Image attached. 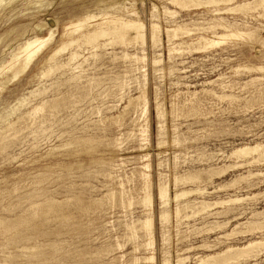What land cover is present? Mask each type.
<instances>
[{
  "label": "rangeland",
  "instance_id": "1",
  "mask_svg": "<svg viewBox=\"0 0 264 264\" xmlns=\"http://www.w3.org/2000/svg\"><path fill=\"white\" fill-rule=\"evenodd\" d=\"M115 1L0 0V68L25 42L53 33L26 71L0 88V264H195L251 242L262 245L249 256L232 251L217 259L264 264V152L232 156L264 145V72L245 69L264 67V44L233 38L201 49L198 42L222 33L203 31L211 22L264 30V11L216 13L253 0H196L200 7L193 0H118L124 5L112 8ZM132 11L143 21L144 41L106 37L103 48L74 44L49 60L77 37L62 35L76 19L95 16L93 26L110 16L135 19ZM154 23L161 37L155 45ZM179 26L190 34L170 41L167 29ZM71 52L80 57L57 68ZM161 186L170 195L164 207ZM198 188L203 194L173 200ZM204 205L210 207L201 212ZM148 218L152 237L139 226Z\"/></svg>",
  "mask_w": 264,
  "mask_h": 264
},
{
  "label": "bare ground",
  "instance_id": "2",
  "mask_svg": "<svg viewBox=\"0 0 264 264\" xmlns=\"http://www.w3.org/2000/svg\"><path fill=\"white\" fill-rule=\"evenodd\" d=\"M126 1V0H125ZM123 1L122 3H118V0H116L114 3L111 4L112 8L115 7V5H118V4H122L124 5L123 3L125 2ZM184 0H172V3H179V2H183ZM186 1V0H185ZM189 1V0H188ZM191 1V0H190ZM209 1V0H208ZM213 1V0H212ZM229 2L233 1V0H227ZM100 2V1H99ZM104 2H107V1H104ZM110 2V1H109ZM120 2V1H119ZM193 2V5L192 6H199L200 3H198L196 0H193L191 1ZM98 3V2H97ZM204 3V2H203ZM217 3V2H216ZM215 3V4H216ZM99 4V3H98ZM191 4V3H190ZM213 4V3H212ZM214 4V5H215ZM186 5V4H185ZM211 5V4H210ZM201 6V5H200ZM199 6V7H200ZM121 9V11H124L125 8H122V7H117L116 9ZM261 10L264 11V0H253L251 2H243V3H237L235 4V6L231 7V8H227V9H220V10H217L216 13H219V14H223L225 11H239V12H245V13H253V12H258ZM107 11V10H106ZM166 13L170 14V11L168 12V9H165ZM262 13V12H261ZM264 13V12H263ZM131 16L132 17H136L135 19H132V20H125L124 18H122L121 16H110L108 17L107 19L104 18L105 20L102 22V23H95V25L91 26V21H93V19H95L96 17L95 16H88V17H85V18H82V19H76V22L75 23H70L71 27L70 28H67L65 29V32L62 34L66 37H69V36H73L75 33L78 32V35L77 37L73 38L71 40V42L69 44H65V45H62L61 48L53 51L52 54H50V57H49V60H53L58 54H60L61 52L65 51L68 47L74 45V44H79V43H83V44H87V45H92L93 46V50L97 49V48H100V47H104L105 45L103 44H100L99 41L103 38H109V39H113L116 41H120L121 43H126L127 41L129 40H141V41H144L145 39V26L144 24L142 23L143 21H141L138 17V14L134 11H132L131 13ZM173 16V15H172ZM103 17V16H102ZM101 17V18H102ZM100 18V17H99ZM101 20V19H100ZM55 21V20H54ZM70 22V21H69ZM64 25V24H63ZM68 25V24H67ZM236 25H238L236 23ZM245 25V24H244ZM69 26V25H68ZM56 27V26H55ZM65 28V27H64ZM222 29V33H213V36L212 38H209V37H201L198 39V42L200 43L201 45V49H210V48H213V47H217V46H220L221 44H224L226 40L228 39H233V38H242V39H247L249 41H253V42H256L258 43L259 45L260 44H264V38L262 37V33H263V29L260 28V27H257V28H247L245 27L244 29H238V28H230L227 26L226 23H209V26L207 28H204L203 31H215V29ZM51 30H53L51 28ZM165 31V30H164ZM51 32V31H50ZM49 32V33H50ZM54 32V31H52ZM49 33H48V36H49ZM167 33H168V37H169V40L171 41V39H175V38H178L180 35H189L190 32H183V28L182 26H179V27H176L174 28L173 30H169L167 29ZM169 33H172L169 34ZM192 33V32H191ZM210 36V35H209ZM161 38V37H160ZM160 38H159V26L158 24H153L151 27H150V39L151 41L153 42V44L155 45L156 43H160ZM53 39V33H50V36L49 37H43V38H33L27 42H25L23 44V46L19 49V52L17 54L14 55L13 59L8 62V64H5L3 67L0 68V75H6L8 74L10 71L12 72L14 69L15 73L13 75V72L10 74V75H13L11 78H10V75H9V78L7 80L3 79V82L0 83V88H5L4 86L7 85L10 81H12L13 79L15 80V78H17L18 76H21L22 73H24L26 71V69L30 66V64L34 61V59L40 54L42 53L45 48L48 46V44L50 43V41ZM147 39V38H146ZM64 41V40H62ZM111 41V40H110ZM146 41V40H145ZM69 42V41H68ZM112 42V41H111ZM114 43V42H113ZM120 43V44H121ZM129 43V42H128ZM143 43V42H142ZM170 43V42H169ZM185 43V42H184ZM112 44V43H111ZM118 44V43H117ZM191 44V43H190ZM21 46V45H19ZM191 47V46H189ZM17 50V49H16ZM15 50V51H16ZM18 51V50H17ZM85 51V50H84ZM95 54V53H93ZM41 55V54H40ZM98 55V54H97ZM12 56H13V53H12ZM92 56V55H91ZM90 56V57H91ZM99 56V55H98ZM97 56V57H98ZM104 56V55H103ZM80 56L78 55L77 52H71L70 55H69V58L67 59V63L65 62L64 64H61L60 66H57V68H60V67H66L68 65H70V63L76 61ZM87 57V56H86ZM95 57V56H94ZM127 58L129 59H132L133 61H140V59L138 57H131V56H126ZM12 58V57H11ZM144 58V57H143ZM143 58H141L143 60ZM47 59L46 58V62H47ZM147 58H145L146 60ZM45 62V61H44ZM45 62V63H46ZM98 62V61H97ZM155 64H157L158 62H154ZM41 64V63H40ZM48 64V62L46 63ZM85 64V63H84ZM37 65V63H36ZM39 65V64H38ZM44 67V65H43ZM69 67V66H68ZM56 68V69H57ZM87 69V68H86ZM241 69V67H240ZM245 69H248V71L250 72H264V67H250V68H246ZM235 70H238V69H235ZM243 70V69H242ZM46 71V70H45ZM58 71V70H57ZM61 71V70H59ZM63 74V73H62ZM65 74V73H64ZM50 75V74H49ZM49 75H46V76H49ZM127 75V74H126ZM7 76V75H6ZM45 76V77H46ZM7 78V77H6ZM38 78V77H37ZM47 78V77H46ZM259 78V77H258ZM5 80V81H4ZM73 80V79H72ZM258 80V79H257ZM255 81V80H254ZM13 82V81H12ZM104 82V81H103ZM146 82V81H145ZM247 83V82H245ZM244 83V84H245ZM12 84V83H11ZM88 84V83H87ZM206 84V83H205ZM77 85V84H76ZM90 85V84H89ZM88 85V86H89ZM187 85V84H186ZM247 86V85H246ZM36 87V86H35ZM38 87V86H37ZM92 87V86H91ZM146 87H144L145 89ZM231 88V87H230ZM243 88V87H242ZM37 90V89H36ZM40 89H38V92H39ZM4 91V90H3ZM33 91V90H32ZM41 91V90H40ZM31 92V91H30ZM34 92V91H33ZM245 92V91H244ZM0 93H1V89H0ZM32 93V92H31ZM40 93V92H39ZM38 93V94H39ZM46 93V92H45ZM142 93V92H141ZM144 93H146L144 91ZM182 93V92H181ZM210 93V92H209ZM212 94V93H211ZM250 94V93H249ZM31 95V94H29ZM37 95V94H36ZM70 95V94H69ZM76 95V94H75ZM199 95V94H198ZM202 95V94H201ZM209 95V94H208ZM224 95V94H223ZM32 96V95H31ZM35 96V95H34ZM38 96V95H37ZM143 97V94L141 95ZM245 96V95H244ZM259 96V95H257ZM178 97V96H177ZM208 97V96H207ZM215 97V96H214ZM249 97V96H248ZM262 97V96H261ZM27 98V97H26ZM144 98V97H143ZM140 99L139 98H136V99H132L130 102H134L136 101L135 104H138V100ZM178 99V98H177ZM199 99V98H198ZM226 99V98H225ZM234 99V98H233ZM255 99V98H254ZM253 99V100H254ZM28 100V99H27ZM82 100V99H81ZM145 100V99H144ZM260 100V99H259ZM78 101V100H77ZM219 101V100H218ZM255 101V100H254ZM19 102V100H18ZM22 102V101H21ZM24 102V101H23ZM231 102V101H230ZM248 102V101H247ZM17 103V102H16ZM15 103L14 105V108H16L15 106H17ZM28 103V102H27ZM63 103V102H62ZM207 103V102H206ZM210 103V102H209ZM234 103V102H233ZM254 103V102H253ZM257 103V102H256ZM52 104V103H51ZM261 104V103H260ZM20 105V102L19 104ZM24 105V104H23ZM22 105V106H23ZM57 105V103H56ZM68 105V104H67ZM71 105V104H70ZM110 105V104H109ZM259 107V106H258ZM68 108V107H67ZM13 109V107H12ZM18 108L14 109V110H17ZM44 109V104L42 105H39L37 106L36 108H34L33 110V113L35 112V114L39 113L40 111H42ZM114 109V108H113ZM145 109V107H144ZM13 110V114L15 113ZM46 110V109H45ZM51 111V110H50ZM53 111V110H52ZM66 111V110H65ZM247 111V110H246ZM7 114V113H6ZM77 114V113H76ZM50 115V114H49ZM94 120V119H93ZM12 123V122H11ZM65 124V123H64ZM92 124V123H91ZM12 127V126H10ZM41 128V127H40ZM4 131V130H3ZM204 131V130H203ZM2 132V131H1ZM146 133V132H144ZM143 133V134H144ZM234 133V132H233ZM145 135V134H144ZM12 142V141H11ZM24 142V141H23ZM91 143V142H90ZM5 144V135H1L0 137V146H4ZM72 144V143H71ZM65 145V144H64ZM68 145V144H67ZM59 147V146H58ZM57 147V148H58ZM69 147V146H68ZM61 149V148H60ZM64 149V148H63ZM233 151V150H232ZM231 151V152H232ZM263 152H264V145H258L254 148H242V149H239V150H236L235 152H233L232 156H233V159H234V156H236L237 158H244L245 156L251 154V156L254 155V153H258V156H261L263 155ZM253 153V155H252ZM149 156V155H148ZM230 156V155H229ZM249 156V158L251 157ZM256 156V155H255ZM198 157V156H197ZM262 157V156H261ZM147 158V157H146ZM201 158V157H200ZM228 158V157H227ZM145 159V158H144ZM196 159V158H195ZM231 159V157H230ZM248 159V158H247ZM190 160V159H189ZM241 160V159H240ZM244 160V159H242ZM241 160V161H242ZM255 160V159H254ZM196 161V160H195ZM239 161V160H238ZM186 162V161H185ZM254 163V162H253ZM147 164V163H146ZM232 164V163H231ZM261 164V163H260ZM246 165V164H245ZM252 165V164H251ZM258 165V164H257ZM145 168L147 170H150V166L149 164L145 165ZM147 170V171H148ZM213 171V170H212ZM210 173V171H209ZM251 173V172H249ZM218 175V174H217ZM223 176V175H222ZM145 177V176H144ZM148 177V175H147ZM249 177V176H248ZM257 177V176H256ZM114 177L110 176V179H113ZM143 179V178H142ZM145 179V178H144ZM146 179H149V178H146ZM191 179H194V177H190V178H185L184 180H191ZM239 179V178H238ZM235 180V179H234ZM252 180V179H251ZM179 181V178H176L174 183ZM148 182V180H147ZM54 185V184H53ZM147 185V184H146ZM25 186V185H24ZM76 186V185H75ZM88 186V185H87ZM94 186V185H93ZM252 186V185H251ZM83 187V186H82ZM148 187V186H147ZM174 187V186H173ZM148 189V188H147ZM13 190V189H12ZM146 190V189H144ZM151 190V189H150ZM148 189V191H150ZM10 192V191H9ZM120 193V192H119ZM148 193V192H147ZM193 193H199V194H203L201 188H198L196 190H189V191H182V192H177L175 194V197H174V201H176L178 203V201L183 197H187L188 195L190 194H193ZM211 193V192H210ZM90 194V193H89ZM150 194V192H149ZM147 195V194H146ZM169 191H168V187L166 186H161L160 188V191H159V199L160 201L162 202V206H168V203L170 201V198H169ZM173 197V196H172ZM257 198V197H256ZM240 200L239 199H236L234 200L233 202H239ZM53 202V201H52ZM144 204L147 206H150L152 204V198L150 195H147L144 200H143ZM160 202V203H161ZM51 203V202H49ZM60 203V202H58ZM234 203V204H235ZM62 204V203H61ZM170 204V203H169ZM211 203L209 202V205ZM220 204H223V203H220ZM232 204V203H231ZM69 205V204H68ZM121 205V204H120ZM230 205V204H229ZM48 206V205H47ZM142 206V205H141ZM154 206V205H153ZM86 207V206H85ZM100 207V206H99ZM210 206H207V205H204L202 207V211L201 212H205L207 211V209L209 208ZM220 207V206H219ZM52 208V207H51ZM152 208V207H151ZM196 209V208H195ZM230 209V208H229ZM151 210V209H150ZM177 215L180 214V209L179 207H177ZM197 210V209H196ZM77 211V210H76ZM229 211V210H228ZM227 210L224 211L225 214H227L228 212ZM89 213V212H88ZM151 213V212H150ZM230 213V212H229ZM151 215V214H150ZM175 215V214H174ZM201 215V214H200ZM29 218V217H28ZM161 218L166 221L168 220V214L163 212L162 215H161ZM18 221V220H17ZM24 222V221H23ZM72 224V223H71ZM22 225V223H21ZM76 225V224H75ZM139 224H137L138 226ZM77 226V225H76ZM141 226V228L143 230H145L146 234L150 237L152 235V221L150 218L146 219L144 222L142 221V223L139 225ZM136 228V227H135ZM78 229V228H77ZM215 231V230H214ZM44 235V234H43ZM198 236V235H197ZM238 236V235H237ZM99 237V236H98ZM152 237V236H151ZM151 240L153 239H150V242L148 243V245H153L151 242ZM184 240V239H183ZM264 244V243H263ZM257 245H262V243H257V242H251L247 245H244V247L242 248H232L230 247L227 251L223 252V253H215L213 255H207L205 258L203 259H200L197 263L195 264H229L230 261L232 259H228V260H223V259H217V258H220L222 256H226L227 253L229 252H232V251H236L238 252L237 254H235V257H240V256H245V254L243 253H247L246 255H250V250L257 246ZM117 246V245H116ZM148 246V247H149ZM234 249V250H233ZM258 249V248H257ZM15 251V250H14ZM241 252V253H240ZM252 252V251H251ZM99 257V256H98ZM246 257V256H245ZM253 260L257 259L258 258V255H253L252 256ZM154 259L153 256H150L149 258H146L145 260H147V263L148 262H152ZM217 259V260H216ZM184 260V259H183ZM181 259H178L177 261V264H182V261ZM242 260V259H241ZM249 260V259H248ZM185 261V260H184ZM137 262V260H136ZM144 262V261H143ZM169 263V260H165L163 264H168Z\"/></svg>",
  "mask_w": 264,
  "mask_h": 264
}]
</instances>
